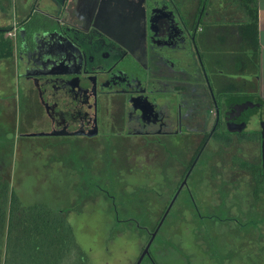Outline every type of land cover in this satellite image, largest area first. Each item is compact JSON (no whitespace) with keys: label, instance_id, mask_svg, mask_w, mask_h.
<instances>
[{"label":"flooded vegetation","instance_id":"1","mask_svg":"<svg viewBox=\"0 0 264 264\" xmlns=\"http://www.w3.org/2000/svg\"><path fill=\"white\" fill-rule=\"evenodd\" d=\"M110 6L101 1L79 29L54 20L40 28L36 18L16 26V79L31 94L24 112L15 110V129L24 137L101 135L122 143L136 136L148 148L194 146L180 192L208 147H229L248 128L252 116L242 123L238 105L251 102L250 87L238 79L249 75L239 72V56L232 60L229 52L232 61L225 60V40L210 31L214 15L206 4L120 0L114 14ZM262 132L261 126L264 167Z\"/></svg>","mask_w":264,"mask_h":264},{"label":"rangeland","instance_id":"2","mask_svg":"<svg viewBox=\"0 0 264 264\" xmlns=\"http://www.w3.org/2000/svg\"><path fill=\"white\" fill-rule=\"evenodd\" d=\"M210 10L230 34L245 19L227 0H212ZM77 18L81 26L90 22L77 15L64 21ZM237 44L225 46L239 51L232 60L244 55ZM0 62L7 75L14 72L12 61ZM17 108L0 105V173L25 204L45 202L63 212L91 264H136L171 202L141 264H264V195L254 198L253 174L232 161L236 155L260 165L258 139L234 136L229 147H208L179 192L194 146L148 148L136 136L122 143L101 135L24 137L14 126ZM249 124L243 134L254 133Z\"/></svg>","mask_w":264,"mask_h":264},{"label":"trees","instance_id":"3","mask_svg":"<svg viewBox=\"0 0 264 264\" xmlns=\"http://www.w3.org/2000/svg\"><path fill=\"white\" fill-rule=\"evenodd\" d=\"M227 1L243 13L245 19L239 24L241 39L251 48L253 56L258 60V0ZM195 2L210 6L212 0ZM35 20H38L35 25L44 21L40 18ZM12 29L13 26L0 27V58L14 53V41L5 38V33ZM241 137L254 140L256 133L252 136L242 133ZM232 161L234 165L253 174V196L257 200L260 199L264 195L262 164H254L244 159L237 161L236 155ZM0 264H91V262L87 252L78 243L72 224L62 211L45 202L25 204L9 180L0 173Z\"/></svg>","mask_w":264,"mask_h":264},{"label":"crops","instance_id":"4","mask_svg":"<svg viewBox=\"0 0 264 264\" xmlns=\"http://www.w3.org/2000/svg\"><path fill=\"white\" fill-rule=\"evenodd\" d=\"M15 0H0V27L6 26H18L20 22L28 20L30 18H40V20L59 21L63 25L70 26V28H81V18L73 19L72 23L64 21L66 18H72V16H81L82 18L90 21L99 10V4L103 0H17L18 2L13 4ZM108 3L109 13H118L121 8L117 7L120 0H112L111 4L109 0H104ZM116 5V7L114 6ZM107 11V10H106ZM211 11V10H210ZM211 14V12H210ZM214 15V14H213ZM258 15H259V57L258 60L253 56L252 50L248 47L241 39L239 32V23L235 27H231L232 33L224 41V46H231L232 43L237 42L240 46H243L245 51L244 55H240V73H247L249 76L247 79H238L240 84L244 81H248L250 87V93L248 99L254 103H264V0H258ZM211 17V16H210ZM19 18L18 23L14 24ZM75 18V17H74ZM223 20H213L210 23V31L218 30L221 34L230 33V29L227 24H224ZM226 23V22H225ZM14 28V27H13ZM218 28V29H217ZM237 31V32H236ZM6 34V33H5ZM225 35V34H224ZM13 37V36H12ZM231 37H234L232 39ZM6 38V37H5ZM14 41V53L8 57H1L7 61H12L13 73L7 75L5 65L0 62V105L4 106V109L8 110L11 104H17L18 109L21 107V112H24L25 105L27 103L26 94H31L30 87L28 84H24L22 89L16 79L17 61L15 56V37L9 38ZM224 51H231L238 53L239 51L232 50V47L225 48ZM245 57L249 59L246 60ZM245 60V61H244ZM8 69V68H7ZM28 87V92H25V87ZM244 92L241 88L239 90ZM239 95V99L245 98L244 93ZM264 107L257 109L250 117L251 123L249 124L250 129L256 133L257 136L261 130V120L263 118ZM249 121V122H250ZM260 141V140H259ZM261 145V144H260Z\"/></svg>","mask_w":264,"mask_h":264},{"label":"water","instance_id":"5","mask_svg":"<svg viewBox=\"0 0 264 264\" xmlns=\"http://www.w3.org/2000/svg\"><path fill=\"white\" fill-rule=\"evenodd\" d=\"M36 26L40 27V28H45V24L44 23H39L37 24ZM48 27L51 29H54L51 25H48ZM53 33L55 34H60L59 32V29L58 28H55L53 30ZM264 107V103H261V102H258V103H254V102H250V103H246L245 105L240 103L238 105L239 107V112L241 113V121L242 123H246L247 120L250 118V116L257 110L259 109L260 107ZM261 126L263 127V132H262V135H263V153H264V120L262 121L261 123ZM34 135H45L44 133H39V134H34ZM175 199V198H174ZM174 199L172 201H174ZM172 205V202L171 204L168 206L163 218L161 219L159 225L157 226L156 230L152 233V236L149 240V242L147 243L146 247L144 248L143 252L141 253L138 261L136 264H141L142 261L144 260V258L146 256H149L150 255V247L154 241V238L159 230V228L161 227L163 221L165 220L166 216L168 215V212L170 210V207Z\"/></svg>","mask_w":264,"mask_h":264},{"label":"built area","instance_id":"6","mask_svg":"<svg viewBox=\"0 0 264 264\" xmlns=\"http://www.w3.org/2000/svg\"><path fill=\"white\" fill-rule=\"evenodd\" d=\"M17 32V27L15 26L12 30L6 32V36H14Z\"/></svg>","mask_w":264,"mask_h":264}]
</instances>
